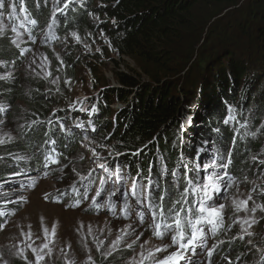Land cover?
Segmentation results:
<instances>
[{
  "label": "trees",
  "instance_id": "16d2710c",
  "mask_svg": "<svg viewBox=\"0 0 264 264\" xmlns=\"http://www.w3.org/2000/svg\"><path fill=\"white\" fill-rule=\"evenodd\" d=\"M15 2H22L29 23L27 34L43 33L53 17L57 26L55 32H48L57 39L67 33L80 35L86 28L90 32L99 28L107 38L102 50L108 53L104 56L116 54L124 64L123 58L132 60L134 66L128 65L127 72L115 74L120 87H110L104 78L108 90L96 99L98 114L80 113L79 124L86 127L87 139L93 138L96 145L120 154L117 162L122 174L137 177L138 183L151 184L153 202L164 214L177 210L186 218L192 201L186 206H172L189 179L194 184L202 179L198 168L208 146H213L214 156L227 165L228 176L238 182L246 181L253 168L264 175V154H259L264 150V106L257 104L251 110L253 100L262 105L264 102L257 101L255 94L263 98L264 0H71L67 8V0L59 4L57 0ZM54 3L63 7L61 14L53 16ZM2 10L9 14L8 7ZM93 15L101 19L91 25L89 17ZM20 53L9 31L0 35V73L3 67L21 65ZM111 61L118 65L116 60ZM66 66L73 77L72 64ZM17 81L0 84L2 119L11 117L13 98L19 100L24 94L25 87ZM30 87L28 112L20 118L47 120L57 100L44 95L42 85ZM115 102L123 108L110 118L108 107ZM60 109L51 120L68 130L67 124L60 122ZM16 115L18 109L11 119ZM77 115L78 111L73 112L72 118ZM70 132L72 138L78 135L42 128L34 138L11 143L9 155L36 154L33 165L38 170L49 165L56 174L70 148L78 143H68ZM39 142L50 143L53 149L36 147ZM53 159L59 162L53 163ZM9 160L10 156L0 158V179L4 182L15 178L16 170L3 166ZM108 165L115 167L112 162ZM259 197L264 199V193ZM227 247L235 252V259L243 249L235 241Z\"/></svg>",
  "mask_w": 264,
  "mask_h": 264
},
{
  "label": "rangeland",
  "instance_id": "374dc122",
  "mask_svg": "<svg viewBox=\"0 0 264 264\" xmlns=\"http://www.w3.org/2000/svg\"><path fill=\"white\" fill-rule=\"evenodd\" d=\"M4 3L9 14H4L3 8H0V35L3 37L8 31L12 35L21 51V65L17 68L3 67L0 84L13 79L25 87L22 97L17 100L15 96L11 102L12 111L18 109V115L11 119L12 112L11 117L0 118V158L10 156V160L5 161L3 166L9 165L15 171L19 162L20 167L30 168L28 162L33 161L36 154L9 155L8 147L11 143L20 138L24 141L25 138L40 135L41 127L45 125L48 128H59L62 132L74 131L81 111L91 107V111L96 112V99L100 91L108 90L104 78L108 81L107 85H117L116 72H127V66H134V63L130 58H123L127 63L124 64L116 54L104 56L108 53L102 50L106 48L107 38L99 28L93 32L87 31L89 28L83 30L78 35L79 42L72 33L57 39L47 34L50 30L55 32L57 24L53 22V17L43 33L36 36L27 34L26 27L17 26L13 18L17 12L24 11L21 8L22 2L4 0ZM61 10L63 7H57L55 3L52 5L53 16L61 14ZM100 19L94 18V15L89 17L91 25ZM111 59L116 60L118 65ZM69 64L75 70L73 77L67 71L66 65ZM14 74L15 78L12 77ZM20 80L26 83L23 85ZM35 85H42L44 95L57 100L48 119L40 122L35 118H29L30 121L20 118L28 112L26 98L30 96V86ZM255 94L257 101L264 100V92L263 98L256 91ZM257 104L264 106V102L262 105L253 100L251 110ZM121 106L118 102L109 106L108 109L112 111L109 117L113 118L114 112ZM58 108H61L59 111L63 118L60 122H65L68 130L51 120ZM75 111H78V115L72 118ZM88 137L86 133L78 132L79 142L70 148V153L63 165L57 168L59 171L56 174L50 171L52 167H47L39 172L19 173L20 179L12 181L11 185L10 179L5 182L0 179V213H3L0 216L4 225L0 230V264H153L152 258L148 256L150 250L156 259H163L177 251L178 246H174L169 247L167 252H155L156 248L164 244L171 245V237L175 233L166 225L172 224L175 217L164 219L165 229L161 232L165 235L163 239L156 237L154 232L160 222L157 223L155 215L145 209L148 185L141 183L138 188L141 196H133L132 189L133 185L137 187L136 180L126 177V186H122L114 180L120 169L110 170L107 167L109 157L111 160L116 157L114 151L96 145L93 138ZM37 146L46 149V142H39ZM208 149L205 150V160L198 168L202 179L195 186L197 207L191 211L190 218L194 221L200 215L198 204L204 198V193L208 192L212 197L207 200L208 206L224 205L223 228L218 233H212L208 228L204 230L203 246L198 242L194 250L185 253V260L179 264H264V209L260 207L264 206V199L259 197L264 193V175L253 168L249 178L244 179L246 181L228 179L227 167H221L222 160L214 156L213 146H208ZM262 153L264 150L259 154ZM200 155L202 153L196 162ZM102 171L111 176L101 179L99 175ZM217 183L219 192L213 189ZM204 185L208 187L204 188ZM73 198H77V201L73 202ZM242 201H247V205ZM106 202L110 206H106ZM139 212L143 214L142 219L138 217ZM197 227L204 229L202 224ZM118 238L120 243L114 244ZM234 241L236 246L242 244L243 247L237 259L233 257L235 252L228 251L227 247L228 243ZM210 250L212 255L209 257Z\"/></svg>",
  "mask_w": 264,
  "mask_h": 264
},
{
  "label": "snow or ice",
  "instance_id": "6c2138e0",
  "mask_svg": "<svg viewBox=\"0 0 264 264\" xmlns=\"http://www.w3.org/2000/svg\"><path fill=\"white\" fill-rule=\"evenodd\" d=\"M60 0H57V4H59ZM71 0H67V2L64 4V8L68 7V3H70ZM5 3L4 0H0V8H4ZM12 7H15V4L12 5ZM62 11V10H61ZM55 23V19L53 20ZM73 37L79 42V36L77 33H72ZM54 82V81H53ZM229 119H234V117H229ZM228 121L226 120L225 123ZM95 152V150H93ZM58 160L53 159V163H58ZM261 163H264V161H261ZM100 167H103V165H100ZM221 167H227V165H221ZM208 185H204V188H207ZM213 189L217 192L220 191L219 184L213 185ZM103 191V189H101ZM197 192V189L191 179L187 181V185L184 188L182 192L178 193V199H176L175 204L172 206L175 208L176 205H182L188 203V197L190 194ZM100 193H97V196H99ZM132 195L137 196L138 193L136 191V186L133 185L132 189ZM212 197L209 195L208 192L204 193V198L199 202L197 211L199 212V216L193 221V220H188V224L191 227V233L190 235H185V232L183 230V222L179 218V212L176 213V217L173 220L172 224H167L166 227L170 231H174V235L171 237V245L169 244H164L161 247H158L155 249V252H167L169 247H174L178 246L177 251L172 252L166 256H164L163 259H156L154 252L149 251L148 256L152 258L153 264H179L181 260H185V253L192 249L194 250L195 247L197 246L198 242L200 243L201 246H203V237H204V229L202 227H197L198 225L201 224H209L211 225L212 232L215 233L217 224L222 223V212L224 205H219V207L216 206H208L207 205V200L211 199ZM251 199V197H249ZM77 202V206H78ZM95 204V201H93ZM245 206L247 205V201H242ZM128 205L127 203L125 204V208L127 209ZM149 207H151V204H149ZM262 209H264V206H260ZM183 210V209H181ZM237 210L239 211V207H237ZM0 215H3V213H0ZM161 215H163V211L161 210ZM143 217L141 216V219ZM247 223V221H245ZM4 227L3 224H0V230H2ZM160 228V225H156L157 231L154 232V235L158 238L163 239L164 233L159 231L158 229ZM45 232H47V229H45ZM251 234V233H249ZM120 243V238H118L114 244H119ZM131 247V245H129ZM183 250V251H182ZM35 251V250H33ZM143 256V253H141ZM209 257L212 255V250L208 252ZM38 259H42V257H38Z\"/></svg>",
  "mask_w": 264,
  "mask_h": 264
},
{
  "label": "clouds",
  "instance_id": "9594fccd",
  "mask_svg": "<svg viewBox=\"0 0 264 264\" xmlns=\"http://www.w3.org/2000/svg\"><path fill=\"white\" fill-rule=\"evenodd\" d=\"M110 87H120L118 84L117 85H114V86H110ZM102 91H100V93H101ZM99 93V94H100ZM112 106H114V105H112ZM123 108V106H121L120 107V109L119 110H121ZM114 118V117H113ZM113 121H114V119H113ZM115 154H119V153H116V152H114Z\"/></svg>",
  "mask_w": 264,
  "mask_h": 264
},
{
  "label": "bare ground",
  "instance_id": "6f19581e",
  "mask_svg": "<svg viewBox=\"0 0 264 264\" xmlns=\"http://www.w3.org/2000/svg\"><path fill=\"white\" fill-rule=\"evenodd\" d=\"M209 150V149H208Z\"/></svg>",
  "mask_w": 264,
  "mask_h": 264
}]
</instances>
